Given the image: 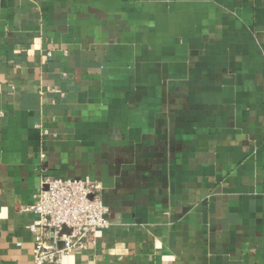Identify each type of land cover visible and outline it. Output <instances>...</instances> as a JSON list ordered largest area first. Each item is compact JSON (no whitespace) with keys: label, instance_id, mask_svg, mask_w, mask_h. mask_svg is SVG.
Wrapping results in <instances>:
<instances>
[{"label":"crops","instance_id":"1","mask_svg":"<svg viewBox=\"0 0 264 264\" xmlns=\"http://www.w3.org/2000/svg\"><path fill=\"white\" fill-rule=\"evenodd\" d=\"M44 174L109 207L57 264H264V0H0V264Z\"/></svg>","mask_w":264,"mask_h":264},{"label":"built area","instance_id":"2","mask_svg":"<svg viewBox=\"0 0 264 264\" xmlns=\"http://www.w3.org/2000/svg\"><path fill=\"white\" fill-rule=\"evenodd\" d=\"M23 210L36 215L31 224L35 264H57L66 255L87 250L98 231L109 226L103 187L89 177L69 179L44 174L40 190Z\"/></svg>","mask_w":264,"mask_h":264},{"label":"water","instance_id":"3","mask_svg":"<svg viewBox=\"0 0 264 264\" xmlns=\"http://www.w3.org/2000/svg\"><path fill=\"white\" fill-rule=\"evenodd\" d=\"M64 231H65V232H68V230H67V229H65Z\"/></svg>","mask_w":264,"mask_h":264}]
</instances>
